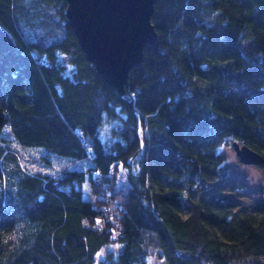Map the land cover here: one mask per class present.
<instances>
[{
  "label": "trees",
  "instance_id": "obj_1",
  "mask_svg": "<svg viewBox=\"0 0 264 264\" xmlns=\"http://www.w3.org/2000/svg\"><path fill=\"white\" fill-rule=\"evenodd\" d=\"M65 11L0 0V264H95L114 244L99 264H261L264 182L242 216L218 191L233 184L224 146L264 157V0H156V43L122 95ZM6 130L71 165L31 172ZM118 165L128 187L113 203Z\"/></svg>",
  "mask_w": 264,
  "mask_h": 264
},
{
  "label": "water",
  "instance_id": "obj_2",
  "mask_svg": "<svg viewBox=\"0 0 264 264\" xmlns=\"http://www.w3.org/2000/svg\"><path fill=\"white\" fill-rule=\"evenodd\" d=\"M65 1L66 18L86 59L108 86L124 94L129 72L141 62L145 45L156 43L151 22L156 0ZM232 145L239 163L264 161L261 153L246 144L233 141Z\"/></svg>",
  "mask_w": 264,
  "mask_h": 264
},
{
  "label": "rangeland",
  "instance_id": "obj_3",
  "mask_svg": "<svg viewBox=\"0 0 264 264\" xmlns=\"http://www.w3.org/2000/svg\"><path fill=\"white\" fill-rule=\"evenodd\" d=\"M4 137L9 141H13L7 130ZM11 143L17 148L16 152L23 165L34 173L56 175L62 167L72 163L63 157L50 153L41 146L23 147L14 141ZM0 144H4V141L0 140ZM222 151L226 155L227 174L233 180V184L231 189L220 190L218 193L220 196L227 197L234 202L235 211L239 216L248 214L253 211V204L261 198L258 187L264 182V172L258 165L239 163L232 144L224 146ZM88 163L86 162V165ZM235 163H238V165L236 166ZM110 177L111 188L109 189L104 185V190L112 193L113 203L125 201L128 183L122 168L118 165L115 170H112ZM121 251V245H110L97 253L95 264H99V260L106 257V253L117 254ZM147 264H166V262L151 257L147 260Z\"/></svg>",
  "mask_w": 264,
  "mask_h": 264
},
{
  "label": "built area",
  "instance_id": "obj_4",
  "mask_svg": "<svg viewBox=\"0 0 264 264\" xmlns=\"http://www.w3.org/2000/svg\"><path fill=\"white\" fill-rule=\"evenodd\" d=\"M77 132L79 133L80 136L82 135L81 131L78 130ZM184 256H188V255H184ZM260 261H261V264H264V258H262Z\"/></svg>",
  "mask_w": 264,
  "mask_h": 264
}]
</instances>
